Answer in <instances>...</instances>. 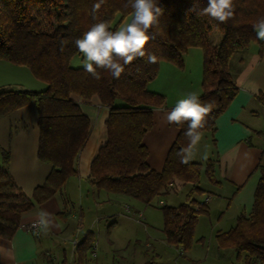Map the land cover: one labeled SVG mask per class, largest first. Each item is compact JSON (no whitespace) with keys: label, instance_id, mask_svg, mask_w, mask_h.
<instances>
[{"label":"trees","instance_id":"trees-1","mask_svg":"<svg viewBox=\"0 0 264 264\" xmlns=\"http://www.w3.org/2000/svg\"><path fill=\"white\" fill-rule=\"evenodd\" d=\"M97 2L0 0V60L28 67L36 79L46 84L45 89L38 91H0V118L35 102L40 128L38 157L53 166L44 184L36 187L29 197L9 174L10 153L2 151L0 237L11 239L24 213L52 198L78 173L76 160L89 138L91 121L72 95L84 99L98 96L110 110L106 120L108 138L91 164L90 182L98 190L128 195L145 204L176 179L193 183L184 203L161 207L166 242L183 251L191 250L200 216L209 214L208 204L195 196L204 192L200 187L203 172L211 183L218 182L214 161L180 163L177 152L189 144L184 123L163 170L150 168L149 150L143 139L154 127V110L165 107L167 101L164 94L149 90L148 83L157 77L162 61L184 68L186 52L192 47L201 48L203 91L198 97L202 103H210L212 110L200 132H214L216 120L239 92L229 69L232 55L253 42H259L260 51H264V41L257 39L253 28L264 17V0H234L236 17L227 23L197 14L207 7L208 0H159L163 14L149 30L153 39L146 46L157 56V63H147L146 57L137 58L125 66L119 79L97 69L101 74L99 80L87 73L84 66H72V59L81 55L74 41L99 22L109 23L111 31L117 30L127 17H131V22L133 10L129 0H105L99 11L93 13L92 7ZM192 8L194 11H190ZM216 31L222 37L214 42L212 34ZM258 98L264 103V93ZM260 171L252 212L241 213L235 226L216 235L218 247L234 249L239 264H264L263 165ZM70 216L66 210L58 213L65 221ZM95 244L94 231L73 243L75 263L85 264L89 253L94 254ZM61 264H67V258Z\"/></svg>","mask_w":264,"mask_h":264},{"label":"crops","instance_id":"crops-1","mask_svg":"<svg viewBox=\"0 0 264 264\" xmlns=\"http://www.w3.org/2000/svg\"><path fill=\"white\" fill-rule=\"evenodd\" d=\"M260 49V43L253 42L247 49L236 51L232 55L229 69L239 92L216 120L215 131H207L210 133V141L205 136L191 149L193 159L190 162L205 164L209 159L214 161V175L218 181L211 183L203 172L200 187L204 192L195 198L208 204L209 214L200 216L195 241L201 242L206 235L216 238L218 232L227 231L236 225L238 215H249L252 212L255 191L261 177L260 165L264 166V103L258 98L264 93V51L261 52ZM77 58L75 56L72 59V66L82 67L83 55H79V60ZM184 62V68H180L171 62L162 61L157 77L148 83L149 90L164 94L167 101L165 107L154 110V127L143 139L149 150L147 163L158 172L163 170L168 153L180 132V128L167 122V113L189 93L194 92L199 96L203 91L202 49L190 48L184 56ZM0 75V91H38L46 87L45 83L34 77L28 67L6 60H0ZM72 98L78 101L91 121L89 138L76 160L78 173L71 176L52 198L24 213L20 226L11 239L0 237V264H50L54 258L58 261L57 264H61L63 254L71 250L74 255L73 243L77 239L81 240L89 231L96 234V257L97 248H104L99 241L101 234H106L109 240L107 251L121 250L122 242L118 241L117 232L121 227L125 228V224L132 233L140 229L149 233L150 237H155L154 239L166 241L164 233L163 237L157 238L147 229V225L152 223L161 225L163 232L164 218L162 223L153 211L151 215L149 213L153 200L145 204L128 195L98 190L90 182L91 164L108 138L106 120L110 110L102 105L98 96L84 99L72 95ZM39 139V113L35 102L0 118V161L2 151L10 153L9 174L29 197L36 187L44 184L53 168L52 164L41 161L38 157ZM193 187L191 182L176 179L155 197L156 202L160 208L165 204L178 206L186 201L187 194ZM77 202L83 203L81 207L76 205ZM119 207L130 215H123ZM77 209L80 211L79 217L81 216L79 220ZM64 210L71 213L66 221L58 217V213ZM90 210L95 211L97 216L88 222L85 232L79 234L85 227L84 215ZM104 210V214L100 212ZM43 213L49 214L54 226H49L47 231L44 228L32 231L29 228L31 223L40 219ZM142 215L144 221L138 218ZM104 218L111 219V222L104 224L107 231L101 228L97 233L94 229ZM155 218L157 220L153 222ZM144 261L145 259L142 263Z\"/></svg>","mask_w":264,"mask_h":264},{"label":"clouds","instance_id":"clouds-1","mask_svg":"<svg viewBox=\"0 0 264 264\" xmlns=\"http://www.w3.org/2000/svg\"><path fill=\"white\" fill-rule=\"evenodd\" d=\"M104 2L105 0H98L93 5L92 12H98ZM129 3L133 10L130 23L111 31L109 23L99 22L74 41L75 47L84 57V70L94 79L101 78L97 69L104 70L113 78L119 79L125 71V66L130 65L137 58L146 57L147 63H157V56L149 52L146 46L153 39L148 34L149 30L159 23V18L163 14L159 0H129ZM190 11H194V8ZM197 14L207 15L221 23H227L236 17L235 2L234 0H208L207 7ZM253 28L257 39L264 41V17H260ZM211 110L212 105L202 103L198 95L193 92L186 98L180 99L167 113L169 124L179 128L187 123L184 135L189 144L187 148L177 152L180 163L188 164L193 159L191 149L200 142L202 138L200 129L204 128L207 122L206 117ZM39 224L45 231L49 226H54L48 213L41 214Z\"/></svg>","mask_w":264,"mask_h":264},{"label":"rangeland","instance_id":"rangeland-1","mask_svg":"<svg viewBox=\"0 0 264 264\" xmlns=\"http://www.w3.org/2000/svg\"><path fill=\"white\" fill-rule=\"evenodd\" d=\"M130 18L131 17H127L124 22L118 26V29L127 25L130 22ZM221 37V32L216 31L212 34V40L214 42L219 41ZM77 56V59L79 60V55ZM201 136V139H203L205 136L209 137L208 140L210 141L209 132L203 131L201 132ZM203 176V179L205 180V174ZM156 201L157 198H154L152 206L149 207L152 209L149 210V213L151 215L153 211L155 215L158 216L159 221H162L163 223V212L160 208V205H158ZM82 204L83 203L77 202L76 205L81 207ZM119 208L120 212L124 213L123 215H130L127 214L122 207ZM100 212L104 214L105 210ZM76 213L78 215L77 220H79L81 218V216L79 217V209L76 210ZM96 216V212L91 210L84 215L85 227L79 231V234H83L85 232V230L88 228V222L94 219ZM120 218H123V216ZM138 218H140L141 221L145 220L144 215L138 216ZM77 220H75V222ZM156 220L157 219L155 218L153 222H156ZM108 222H111V219H102L101 222H99L100 225H98L94 230L97 231V233H99L98 229L101 230V228L107 231V226L104 224H107ZM147 229L150 233H154L157 238L164 236V232L161 231V225L156 226L150 223L147 225ZM117 233L119 238L118 241L120 240L122 242L121 250L112 251L109 249L107 251L106 247L109 245V240L106 234H101V236L99 235V241L102 243V247L104 246V248L101 249V246L97 248L98 257H96L91 251L85 264H144L146 262L150 264H239L236 258L237 252L232 248H219L216 238L213 236L206 235V237H204L201 242L196 240L191 250L182 251L181 248L171 246L163 239L157 240L154 239L155 237H150L149 233L146 231L144 232V230L142 231L137 229L136 233H132L131 230L127 228V224H125V228L121 227ZM79 234H77V236ZM119 255L121 257L125 256V258H120ZM65 258H67V264H76L75 255L71 253V250H67V253L65 255L63 254V259ZM144 259L145 261L142 263V260ZM52 261L53 262L51 264L58 263L55 258L52 259Z\"/></svg>","mask_w":264,"mask_h":264},{"label":"built area","instance_id":"built-area-1","mask_svg":"<svg viewBox=\"0 0 264 264\" xmlns=\"http://www.w3.org/2000/svg\"><path fill=\"white\" fill-rule=\"evenodd\" d=\"M39 220L40 219H37V220H35L34 222H32L31 223V225H30V229L32 230V231H39L40 229H42L43 227H41L40 226V224H39ZM78 241V239L77 240H75V242H74V244H76V242Z\"/></svg>","mask_w":264,"mask_h":264}]
</instances>
